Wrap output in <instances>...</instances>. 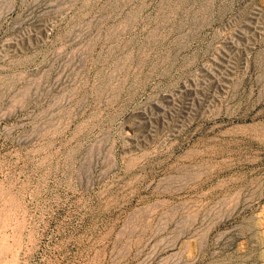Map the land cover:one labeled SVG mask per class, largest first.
<instances>
[{
	"label": "rangeland",
	"instance_id": "1",
	"mask_svg": "<svg viewBox=\"0 0 264 264\" xmlns=\"http://www.w3.org/2000/svg\"><path fill=\"white\" fill-rule=\"evenodd\" d=\"M0 264H264V0H0Z\"/></svg>",
	"mask_w": 264,
	"mask_h": 264
},
{
	"label": "bare ground",
	"instance_id": "2",
	"mask_svg": "<svg viewBox=\"0 0 264 264\" xmlns=\"http://www.w3.org/2000/svg\"><path fill=\"white\" fill-rule=\"evenodd\" d=\"M232 68V67H231ZM228 70V69H227ZM220 73V72H219ZM209 75V74H208ZM223 77V76H222ZM219 80V79H218Z\"/></svg>",
	"mask_w": 264,
	"mask_h": 264
}]
</instances>
